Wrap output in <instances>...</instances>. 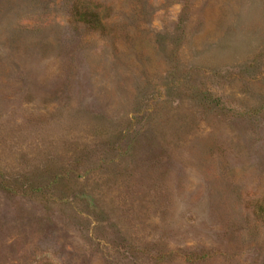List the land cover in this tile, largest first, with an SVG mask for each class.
Wrapping results in <instances>:
<instances>
[{
	"label": "rangeland",
	"instance_id": "1",
	"mask_svg": "<svg viewBox=\"0 0 264 264\" xmlns=\"http://www.w3.org/2000/svg\"><path fill=\"white\" fill-rule=\"evenodd\" d=\"M259 210L264 0H0V264H264Z\"/></svg>",
	"mask_w": 264,
	"mask_h": 264
},
{
	"label": "trees",
	"instance_id": "2",
	"mask_svg": "<svg viewBox=\"0 0 264 264\" xmlns=\"http://www.w3.org/2000/svg\"><path fill=\"white\" fill-rule=\"evenodd\" d=\"M73 14L75 22L85 24L88 28L100 34L105 32V25L97 14L91 12H82L79 9H76ZM259 211L261 216L264 217L263 210Z\"/></svg>",
	"mask_w": 264,
	"mask_h": 264
}]
</instances>
